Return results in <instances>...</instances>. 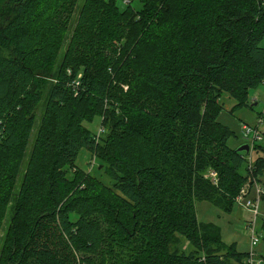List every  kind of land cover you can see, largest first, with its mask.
<instances>
[{
	"label": "trees",
	"instance_id": "1",
	"mask_svg": "<svg viewBox=\"0 0 264 264\" xmlns=\"http://www.w3.org/2000/svg\"><path fill=\"white\" fill-rule=\"evenodd\" d=\"M119 1L84 0L60 58L76 0H0V235L13 207L0 264H243L248 252L201 221L197 202L231 213L250 175L264 177V156L251 170L219 120L224 93L253 107L264 83V0H151L139 19ZM136 26L132 52L117 55ZM130 64L142 98L97 141L86 122L111 120L110 71L126 79ZM83 148L110 184L67 175ZM182 237L190 252L173 250Z\"/></svg>",
	"mask_w": 264,
	"mask_h": 264
},
{
	"label": "rangeland",
	"instance_id": "2",
	"mask_svg": "<svg viewBox=\"0 0 264 264\" xmlns=\"http://www.w3.org/2000/svg\"><path fill=\"white\" fill-rule=\"evenodd\" d=\"M154 1V0H153ZM84 0H76L74 5V11L71 12L70 17V25H69V31L67 33V37L65 39V42L63 44L62 52L60 58H63L68 43L70 39V35L73 30V26L75 25L81 7L83 5ZM151 0H120V8L121 10H125L128 6H131L134 9V12L136 14V19L140 18V14L144 15L143 13L148 11L147 7L151 3ZM155 7L158 6V9L156 13H165L166 12L161 10L164 6L163 2H160V4L153 3ZM173 10H167V12H171ZM134 18V17H133ZM155 19V16H152V20ZM157 22V20H156ZM137 30L134 32L133 36H128L124 41V50L116 48L117 55L119 52L121 53L120 56H126L127 53L129 54L132 52L131 48L133 47V44L137 40V38H134L135 34H137L140 29L138 26H136ZM151 32V31H150ZM152 38V37H151ZM264 45V42L262 43ZM119 47V46H118ZM114 49L108 48L103 49L99 45H95L93 47V51L101 56L109 57L108 61L113 58ZM151 49H147L144 52V49L140 52L139 58L141 59L142 56L147 55ZM7 54L8 51H7ZM106 59L104 58V61ZM55 68V67H54ZM54 68H48L43 73L39 74L42 86V102L37 107L36 113L38 116V120H40L41 115L43 113L44 103L46 102V99L48 97V93L50 91V87L52 84L57 82V77ZM130 69L128 77L124 79V75H121L120 77L114 78L115 73L113 70L110 72L113 73V76L111 75V80L113 82H109L110 84V94H112V102L115 104L113 107V112L110 114L111 120L107 119L105 114H96L92 115V120L86 122V125L94 132L96 133L97 141L102 140L104 137L105 131L109 132V125L112 124V121H117L119 116H122L125 114V109L133 108L134 105H137L139 100L142 98L141 93L134 88L133 79L131 78L133 65H129ZM56 69V68H55ZM71 73V71H69ZM126 74V72H125ZM83 70L80 71L79 79L82 78ZM78 79V80H79ZM110 80V75H109ZM251 94L253 95L252 100L256 101L255 105L253 107L251 106H241V107H235L237 104V101L234 100L230 94L224 93L222 97L220 98V102L224 105V109L219 117V120L228 125L233 131L234 135L229 140V145L234 148H239L243 144H249L251 146L250 155L248 156V166L251 162H255L257 157L264 156V83L259 87V89H253L251 91ZM96 102V101H95ZM124 107V111H123ZM129 116V114L127 115ZM39 123V122H38ZM257 123H259L260 126H257ZM244 124H248L250 126H255L261 131V134L263 138L261 140H257L255 142V145H253L252 139H248L244 137V134L242 133V128ZM106 127V128H105ZM108 129V131H107ZM37 130V126L35 128V132ZM34 132V136H35ZM123 138V139H122ZM120 140H118V143H124L127 139L125 137H122ZM33 142H30L29 149L31 147ZM256 146V147H255ZM255 147V148H254ZM100 157L98 154H94L90 150L83 148L81 149L78 158L75 162L74 167L70 168V171L67 173V175L70 178H75L78 176L79 173L84 174L87 173L91 176H96L99 179L103 180L104 182L110 184L111 179L108 176V174L105 171H102L103 167L100 166L101 164ZM26 165L27 161H25V164L22 169V173L20 174L18 181H17V187L19 188L25 171H26ZM101 170V171H100ZM211 171L209 172V174ZM86 175V174H85ZM253 177H249V180L242 186L239 194L234 198V205L233 209L231 210V213L224 212L221 208L218 206L208 202V201H198L197 202V213L198 217L201 221H208L215 223L218 225L221 229V234L223 236V239L227 243H234L237 250L243 251V252H249L251 250V244H250V238H249V229H248V223L251 217L253 216V213L248 209L245 208L244 202L246 201V197H251L254 195L255 188L253 189V193L249 194L248 191L250 189V186L253 183ZM252 180V181H250ZM254 184V183H253ZM219 206L224 204L223 199H219ZM258 220L256 222V229H257V236L259 237V242L257 243L255 247L256 251V258L262 257L264 258V229L262 228V222L264 221V197L259 202L258 206ZM13 214V207L9 209L6 221L4 224V227L2 229V233L0 235V251L1 247L3 245V241L5 238L6 231L9 226V221ZM173 250L178 251H186L190 252L193 246L185 240L183 237L176 239V242L173 244ZM124 249V251H126ZM258 264H264L258 263Z\"/></svg>",
	"mask_w": 264,
	"mask_h": 264
},
{
	"label": "built area",
	"instance_id": "3",
	"mask_svg": "<svg viewBox=\"0 0 264 264\" xmlns=\"http://www.w3.org/2000/svg\"><path fill=\"white\" fill-rule=\"evenodd\" d=\"M78 81L79 80H77V83ZM78 84H80V81ZM257 126H260L259 123H257ZM242 133L244 134V137L248 139H252L253 145H255V142L257 140H261L263 138L261 131L258 128H256L255 126H250L248 124L243 125ZM249 167L251 170H253V168H255L254 162H251L249 164ZM210 175L214 177L215 181H217V176L215 172L211 171ZM253 183H252L253 185L250 186L248 193L252 194L253 189L255 188L254 195L251 197H246V201L244 202L245 208H248L253 213V216L249 220L247 226L249 229L251 250L248 252V256L243 264H258L264 261V258L262 257L256 258V251H255V247L259 242V237L257 236L256 222L258 220L259 202L262 199V197H264V177L260 179L254 178Z\"/></svg>",
	"mask_w": 264,
	"mask_h": 264
},
{
	"label": "water",
	"instance_id": "4",
	"mask_svg": "<svg viewBox=\"0 0 264 264\" xmlns=\"http://www.w3.org/2000/svg\"><path fill=\"white\" fill-rule=\"evenodd\" d=\"M250 149H251V147L249 144H243L237 150L240 152H246V154L248 155L250 152Z\"/></svg>",
	"mask_w": 264,
	"mask_h": 264
},
{
	"label": "crops",
	"instance_id": "5",
	"mask_svg": "<svg viewBox=\"0 0 264 264\" xmlns=\"http://www.w3.org/2000/svg\"><path fill=\"white\" fill-rule=\"evenodd\" d=\"M264 262V261H263Z\"/></svg>",
	"mask_w": 264,
	"mask_h": 264
}]
</instances>
